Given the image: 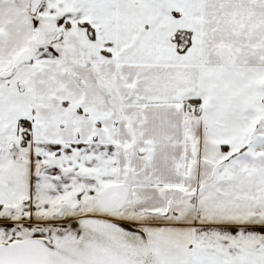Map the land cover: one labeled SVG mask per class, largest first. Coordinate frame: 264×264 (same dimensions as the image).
I'll return each mask as SVG.
<instances>
[{
    "label": "snow or ice",
    "instance_id": "6c2138e0",
    "mask_svg": "<svg viewBox=\"0 0 264 264\" xmlns=\"http://www.w3.org/2000/svg\"><path fill=\"white\" fill-rule=\"evenodd\" d=\"M0 264H264V0H0Z\"/></svg>",
    "mask_w": 264,
    "mask_h": 264
}]
</instances>
